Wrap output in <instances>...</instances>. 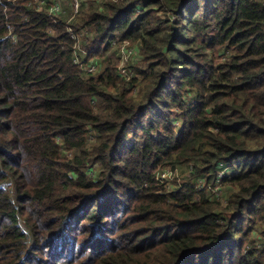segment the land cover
Instances as JSON below:
<instances>
[{
  "label": "trees",
  "instance_id": "obj_1",
  "mask_svg": "<svg viewBox=\"0 0 264 264\" xmlns=\"http://www.w3.org/2000/svg\"><path fill=\"white\" fill-rule=\"evenodd\" d=\"M30 1L0 0V264H264V0Z\"/></svg>",
  "mask_w": 264,
  "mask_h": 264
},
{
  "label": "built area",
  "instance_id": "obj_2",
  "mask_svg": "<svg viewBox=\"0 0 264 264\" xmlns=\"http://www.w3.org/2000/svg\"><path fill=\"white\" fill-rule=\"evenodd\" d=\"M91 1H94L97 7L101 9V4L105 0H91ZM111 1H118V0H111ZM137 1H142V0H137ZM64 2L65 1L63 0H53L51 3H49L48 0H32L29 2V5H31L32 7H35L39 11L46 10L52 13L53 15L67 14L73 17L80 11V8L83 5L84 0H70L68 7L67 6L65 7ZM69 32L71 33V37L77 40V46L73 54V61L76 64H78L85 73L97 72L99 70L98 63L92 62V61L90 62L86 61L85 60L86 53L84 51H81L80 45H79L81 41L84 42L86 41V39L90 37V31L84 28V29L79 30L78 32H75L69 29ZM9 33L11 34V30L9 31ZM11 37L15 38V35L11 34ZM113 42L115 44L117 43V41H113ZM120 47H122L121 52L122 51H126V52H124L123 59L121 60V65L119 67V74L122 76H126L127 74L128 75L130 74L127 66H125V64H127L126 61L130 60V57L128 59L126 58V54L129 53V54L135 55L136 51L133 46H129L128 43L126 42L120 45ZM82 54H84V58L81 57ZM234 172H236V170L233 166H227V167L220 166L219 170L217 171V176H216L217 186L215 187V189L219 187L220 178L225 177L226 175H229ZM162 175L163 173L160 176L162 177ZM199 178H200V183L202 184L201 186H204L203 177H199ZM214 192L219 193V191H214Z\"/></svg>",
  "mask_w": 264,
  "mask_h": 264
},
{
  "label": "rangeland",
  "instance_id": "obj_3",
  "mask_svg": "<svg viewBox=\"0 0 264 264\" xmlns=\"http://www.w3.org/2000/svg\"><path fill=\"white\" fill-rule=\"evenodd\" d=\"M63 1H65L64 2V4H65V7L67 6H69V2H70V0H63ZM88 1H91V0H84V2H83V5H84V3H88ZM135 44H131L130 46H134ZM110 46H114L115 48L114 49H111L110 51H109V53H108V56H110V55H112V56H116L117 57V59L119 60V61H121L122 59H123V54H124V52H126V51H122L121 52V49H122V47H120V45H116L114 42H112L111 44H110ZM137 46V45H136ZM137 48H138V46H137ZM136 53H137V51H136ZM132 54H129V53H127L126 54V58L128 59L129 57H130V59H132V61H131V63H130V66L133 64V63H135V60H136V56H134V57H132L131 56ZM82 58H84V54H82V56H81ZM130 61V60H129ZM98 63V62H97ZM99 64H100V62H99ZM128 67V66H127ZM175 121V120H174ZM174 125H178V122H175L174 123ZM89 141H88V143H92V140H93V138L95 137V134H93L92 132H90L89 133ZM137 139H138V141H141V139H140V137L138 136L137 137ZM189 167V166H188ZM188 167H186V166H179L177 169H175V170H169V169H163L162 171H161V173H159V176H157V178L158 179H163V180H166V181H168L169 180V182L167 183V185H168V187H171V185H172V181H174L175 179L176 180H178L179 181V183H181L182 182V179L181 178H183L184 177V175H185V173H186V171H187V169H188ZM96 169H97V167H95L94 168V170L96 171ZM88 173H91L90 172V170H88ZM163 173V175H162V177L160 176L161 174ZM181 176V177H180ZM177 177V178H176ZM199 177H201V176H199ZM199 177H197L196 179H195V184L196 185H198V186H200V187H203V186H201L202 184L200 183V178ZM10 180V179H9ZM8 180V181H9ZM214 191H220V196H221V199L224 197V198H226L227 199V196L230 194V190H229V188L226 186V185H222V186H219L217 189H215V187L212 189V193L215 195V196H217V193L218 192H214Z\"/></svg>",
  "mask_w": 264,
  "mask_h": 264
}]
</instances>
